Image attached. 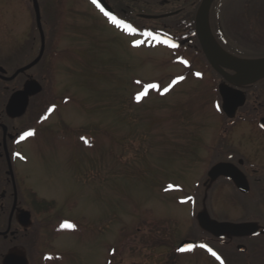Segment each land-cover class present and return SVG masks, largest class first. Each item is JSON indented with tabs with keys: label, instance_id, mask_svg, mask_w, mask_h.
<instances>
[{
	"label": "rangeland",
	"instance_id": "1",
	"mask_svg": "<svg viewBox=\"0 0 264 264\" xmlns=\"http://www.w3.org/2000/svg\"><path fill=\"white\" fill-rule=\"evenodd\" d=\"M75 1L43 9L47 46L63 48L43 56L41 101L51 94L54 103L28 150L29 172L56 209L45 264H215L199 244L172 251L200 234L194 214L203 196L196 202L191 195L206 158L199 151L194 157L192 148L213 140L218 117L189 63L205 59L137 45L141 36H126L93 4ZM225 2L236 6L215 1L214 29ZM186 7L194 14L197 5ZM196 86L204 96L188 108Z\"/></svg>",
	"mask_w": 264,
	"mask_h": 264
},
{
	"label": "flooded vegetation",
	"instance_id": "2",
	"mask_svg": "<svg viewBox=\"0 0 264 264\" xmlns=\"http://www.w3.org/2000/svg\"><path fill=\"white\" fill-rule=\"evenodd\" d=\"M71 1L76 3L75 0H0V264H45L47 261L51 239L47 231L56 209L52 201L42 196L28 168L31 162L29 147L32 143L36 144L42 135L43 91L29 96L28 105L20 116H13L12 113L20 110L9 112L7 104L15 92L23 90L32 81H37L44 87L41 81L45 76L42 70L43 56L46 51L55 54L63 48L53 45L51 49L47 46V29L44 28L47 18L43 9L46 5H50L51 9L56 4L69 5ZM87 1L95 6L111 26L128 37L141 36L149 39V45H153L160 43V35L168 36L179 43L175 49L194 53L196 57L202 53L206 58L195 28L198 45L194 44V39L183 37L190 30H173L167 21L172 16L186 14L187 5H192V8L197 5L194 14L191 13L195 26V16L201 0L189 3L187 0H104L109 11L93 0ZM215 1L210 7L208 20L212 36L218 45L238 58H264V55L236 54L221 44L211 21ZM183 3L185 5L181 6ZM36 4L45 35L44 54L30 69L12 80H6L18 69L34 62L42 51L43 36L37 20ZM64 9L68 10V7L62 6L61 11ZM52 12L55 16L54 10ZM112 17L131 25L136 31L114 23ZM214 17L218 20L219 14ZM20 24L23 27L20 28ZM148 32L153 33V36H148ZM177 36H182L183 39ZM166 47L173 49L174 46ZM203 61L191 60L189 73H193L192 69H195L197 72L193 73L196 75L193 79L197 85L206 89L207 96L213 95L218 118L213 129V140L209 143L198 142L200 148H192L194 157H197L199 151V156L204 154L206 158L195 179L198 190L191 195L196 202L198 197L203 196V207L198 211L195 209L194 214L200 234L199 237H191L195 243L193 247L198 244L202 246L215 264H264V77L250 83L235 84L214 69L207 59ZM51 64L52 62L50 66ZM223 69L230 77L237 74L230 67ZM204 71L210 75L206 79ZM221 85H226L236 95L240 93L244 98L240 105H237V100L231 105L232 109L236 106L232 116L223 109ZM200 88L196 86L195 93L188 96V108L193 106L194 100L198 101L200 96H204ZM48 96L53 97L51 94ZM29 132L32 134L25 135ZM188 164L191 165L192 162ZM209 197L213 200L212 205L208 204ZM202 212L208 213L210 219L219 224L249 225L250 233L223 232L221 228L210 233L199 223L198 215ZM57 233L58 229L53 231V234ZM188 250L190 249L185 251ZM50 255L53 260L55 254L51 251Z\"/></svg>",
	"mask_w": 264,
	"mask_h": 264
},
{
	"label": "water",
	"instance_id": "3",
	"mask_svg": "<svg viewBox=\"0 0 264 264\" xmlns=\"http://www.w3.org/2000/svg\"><path fill=\"white\" fill-rule=\"evenodd\" d=\"M214 1L215 0H201L195 16L196 35L206 59L211 64V66L214 69H216L222 76L226 77V79H228L229 81L235 84L250 83L264 77V58L243 59V58L235 57L224 51L213 38L209 27L208 14L210 7ZM96 3L102 8L106 9L107 11L110 10V8L108 7V5L104 0H97ZM36 13H37L39 28L43 36L42 51L39 57L34 62H32L31 64L27 65L24 68L18 69L10 78L6 80H12L20 73H24L26 70L30 69L41 59L44 53L45 37L41 26L40 10L37 4H36ZM160 38L164 43H167L169 45H173V46L179 45L178 42L174 41L170 37L160 35ZM223 67H230L233 70H236L237 74L233 77H230L224 71ZM41 91H42V86L40 85L39 82L32 81L28 83L23 90L17 91L11 96L7 104V110L9 112L20 110V112L12 113V115L13 116L22 115L23 111H25L28 105L29 96L40 93ZM220 91L223 97V109L229 116H232L236 107L234 106L232 109L234 101L237 100L239 102V104L237 105H240L241 103H243L244 98L243 96H240V93L239 95H236L235 91L234 90L232 91L226 85H221ZM198 220L201 227L209 231L210 233H215L218 228H221L223 232L229 231L231 233H240V234L250 233V231L248 230L249 225L219 224L216 221L210 219L208 213L206 212L200 213L198 215ZM193 245H194L193 240L186 239L180 243L178 248L179 250L181 249L185 250L192 247Z\"/></svg>",
	"mask_w": 264,
	"mask_h": 264
},
{
	"label": "trees",
	"instance_id": "4",
	"mask_svg": "<svg viewBox=\"0 0 264 264\" xmlns=\"http://www.w3.org/2000/svg\"><path fill=\"white\" fill-rule=\"evenodd\" d=\"M190 1L192 0H187V3ZM232 3L236 4L234 9L231 2H225L215 12V14H219L218 20L221 21L216 27L221 44L236 54L246 55V51L248 53L255 52L252 53L253 55L264 53V0H243L241 2L232 0ZM167 21L173 30H190L191 32L183 37L194 39V44L198 45L194 34V21L191 13L172 16ZM141 28L139 27V29ZM177 37L183 39L182 36ZM186 42L188 43V41ZM42 94L43 92L41 96ZM48 100L43 98L42 101L44 103L43 120L47 118L51 111L53 101ZM61 231L62 229H59V232ZM172 251L177 254L175 246L172 247Z\"/></svg>",
	"mask_w": 264,
	"mask_h": 264
},
{
	"label": "snow or ice",
	"instance_id": "5",
	"mask_svg": "<svg viewBox=\"0 0 264 264\" xmlns=\"http://www.w3.org/2000/svg\"><path fill=\"white\" fill-rule=\"evenodd\" d=\"M93 2L96 3L97 0H93ZM112 20H113L114 23L123 24L124 27L128 28L130 31H133V32L136 31V29H133V28L131 27V25H128V24L125 23L124 21L118 20L116 17H112ZM147 35L151 37V36H153V33L148 32ZM135 43H136L137 45H139V44L141 43V41H136ZM31 134H32V133L29 132V133H26L25 135H31ZM22 138H23V137H22ZM181 250H184V249H181ZM209 251H211V249H209ZM212 254H213V255H216L215 252H212ZM217 258H219V257H217Z\"/></svg>",
	"mask_w": 264,
	"mask_h": 264
}]
</instances>
